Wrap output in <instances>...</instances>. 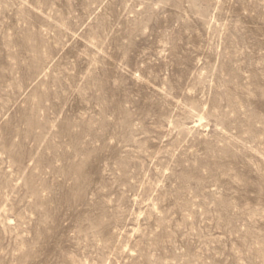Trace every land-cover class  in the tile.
<instances>
[{
    "label": "rangeland",
    "instance_id": "obj_1",
    "mask_svg": "<svg viewBox=\"0 0 264 264\" xmlns=\"http://www.w3.org/2000/svg\"><path fill=\"white\" fill-rule=\"evenodd\" d=\"M0 264H264V0H0Z\"/></svg>",
    "mask_w": 264,
    "mask_h": 264
}]
</instances>
